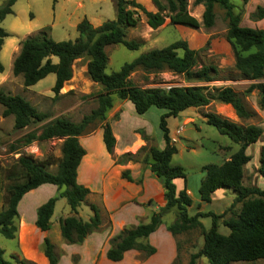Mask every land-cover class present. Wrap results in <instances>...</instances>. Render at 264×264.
I'll use <instances>...</instances> for the list:
<instances>
[{
	"label": "trees",
	"instance_id": "obj_1",
	"mask_svg": "<svg viewBox=\"0 0 264 264\" xmlns=\"http://www.w3.org/2000/svg\"><path fill=\"white\" fill-rule=\"evenodd\" d=\"M14 1L1 0L0 20L6 13L12 11L11 5ZM113 2L115 8L113 18L104 19L93 25L83 16L74 24L76 35L73 38L55 40L44 31H40L19 40V49L12 59L11 71L14 75L21 74L23 86L31 85L52 72L54 77L50 89L53 96H56L62 84L73 76L74 60L84 56L86 75L101 87L94 93L95 106L83 113L78 120L62 115L46 120L49 117L47 112L37 109L20 94L9 93L0 88L1 114L3 116L12 114V125L15 128L38 124L37 129L31 128L10 141L8 143L10 151L19 152L20 146L33 140L62 137L60 156L53 171L47 168L50 160L48 157L35 160L23 152H19L14 158L5 169L4 175L0 171V186L3 189L0 234L7 238L16 237L17 202L24 192L41 183L55 185L56 191L35 207L33 223L36 227L40 230L48 228L53 216L54 201L59 195L68 205V213L57 217L60 236L65 242H81L88 233L100 229L101 217L94 202L88 203L91 213L87 218L77 214V207L89 189L76 181V166L85 152L77 136L91 131L90 128L98 122L101 128V141L113 161L117 163L139 161L148 167L160 182L163 197V203L155 210H151L145 221L122 227L109 237V245L105 250L108 259H120L128 248H136L144 255L152 253L154 247L145 240V237L169 210L173 213V219L166 228L172 234L197 228L202 236L200 246L189 253L186 264H195L200 255L205 256L208 264H228L232 260L264 258V188L242 182L244 164L250 158L246 147L262 134V127L259 124H241L211 111L203 113L206 123L214 126L218 132L225 134L237 144L236 148L220 162H207L201 165L203 175L197 186L201 200L209 201L213 190L219 187L228 188L233 192L231 201L222 211L216 213L212 210H196L188 213L187 206L191 199L184 186L176 191L172 181L176 176L184 180L185 169L181 164L171 161L176 146L168 134L166 116H174L189 106L205 105L210 100L228 103L239 118L253 115V111L245 106L241 96L230 85L207 83L215 79L218 67L212 62L197 64V54L201 48L189 46L184 38H176L162 46L139 52L132 59L124 61L116 70L109 72L104 70L107 63V54L104 50L106 45L120 43L130 49L140 45L138 40L125 37L126 29L136 24L140 14H143L146 24L152 28L161 24L165 16L171 23L188 26H198L201 23L208 27L213 23L214 6L217 5L223 9L226 20L224 37L232 50L233 68L242 77L252 79L246 86V91L255 88L258 106L264 109L262 80L264 29L240 24L239 12L233 11L230 0H193L194 4L200 3L203 7L200 20L187 11V0H152L155 10L147 9L138 0ZM249 16L255 19L264 17V5H256L249 12ZM8 34L9 32L0 26V47L3 38ZM208 42L209 39H206L202 48L208 47ZM2 69L0 61V71ZM135 69L144 72L169 70L181 74L185 81L201 83L173 85L167 89L160 86L142 87L128 77ZM114 96L128 99L134 111L139 114L151 105L162 109L158 115L162 147L147 144L148 136L142 128H137L136 131L145 143L134 151L126 150L117 155L113 154L115 138L105 117ZM256 170L264 178V137L258 148ZM120 175L131 180L128 169L121 170ZM4 178L7 179L5 184L2 183ZM237 202L239 204L233 209ZM201 216L211 217V224L207 229L202 227L199 219ZM219 221L228 227L227 233L217 230ZM41 246L48 263L55 264L57 255L46 235L42 237ZM9 256L12 260L4 258L3 249L0 247V264H35L14 253Z\"/></svg>",
	"mask_w": 264,
	"mask_h": 264
},
{
	"label": "rangeland",
	"instance_id": "obj_2",
	"mask_svg": "<svg viewBox=\"0 0 264 264\" xmlns=\"http://www.w3.org/2000/svg\"><path fill=\"white\" fill-rule=\"evenodd\" d=\"M147 9L155 10L156 7L152 0H138ZM193 0H187V11L200 20L202 5L200 3L194 4ZM233 4V11L239 12V23L242 25L256 26L264 29V17L251 18L249 12L252 11L256 5H264V0H230ZM1 2V0H0ZM12 11L6 13L0 20V26L7 30L9 34L3 38L0 47V61L3 65L0 71V88L9 93H17L29 100L37 109L47 112L51 119L54 116L62 115L72 120H78L80 116L88 112V110L95 106L94 93L101 87L99 84L93 82L85 73L82 67V61L78 60L73 64V72L69 80L62 84L56 96L50 89L53 83V73H47L42 78L38 79L31 85L23 86L21 74H13L11 71V62L14 55L19 49V40L25 36L37 34L44 31L47 35L55 40L73 38L76 35L74 24L81 17L85 16L93 25L100 23L107 18H113L115 15V8L113 0H15L11 5ZM226 20L223 16V9L219 6H214V20L212 25L204 27L201 23L198 26H188L179 23H171L168 17L165 16L164 20L158 26L152 28L146 24L143 14L134 26L126 29V38H133L140 42V45L135 49H130L120 43L108 44L104 47L107 54V63L104 68L106 72L116 70L124 62L132 59L139 52L147 50L151 47L162 46L176 38H184L188 45L194 48H201L197 54V64L212 62L218 67V72L215 79L207 82L215 85H230L242 98L245 106L253 111V115L247 118H239L235 115L232 107L228 103L210 100L207 104L196 107V111L202 117L194 120L192 113L188 114L184 130L180 133H175V126L172 123H181V118L184 114H176L173 116H166L165 122L170 126L173 132L172 141L176 146V152L172 156V161L180 163L187 174V181L191 188H193V195H195L194 182L196 179L197 171L201 164L207 162L218 163L226 154L236 148L237 144L232 142L225 134L217 131V129L208 124L204 120L203 113L207 111L218 113L226 116L238 123H255L262 127V134L258 139L246 147V152L249 153L250 158L244 164V176L242 182L244 184H255L264 188V178L258 173L256 167L258 165V148L264 137V109H261L257 103V90L255 88L246 91V86L252 79L242 77L236 69L233 68V54L231 47L224 37ZM48 26V28H45ZM209 39L208 47H203L205 40ZM55 59V57H53ZM129 79L136 85L147 87L156 86L160 83L170 82L184 85L188 83H201V82H188L185 81L181 74L169 70L159 72H144L140 69L131 71L128 75ZM264 80V78L262 79ZM203 83V82H202ZM116 96H114L115 98ZM117 98V97H116ZM118 110L112 108L106 112V118L109 119L114 128H118L119 135L118 144L123 140H130V133L128 129L130 126L140 124V118L145 114L148 117V128L150 137L147 139V144H154L157 146L161 138V130L158 126V112L154 115V111L162 112V109L157 106H149L145 114L136 113L133 109L132 103L126 99L118 98ZM0 104V171L3 175L5 169L14 161V158L23 152L29 154L35 160L45 159L48 157L49 163L47 168L50 170L55 169V164L60 156V143L62 137H50L42 140H33L26 145L18 148L19 152L10 151L8 143L14 138L21 135L23 132L35 128L38 124L31 127L15 128L12 125V114L3 116L1 114ZM108 111V110H107ZM120 117L117 120L113 118ZM159 115V114H158ZM178 122V123H177ZM40 124V123H39ZM99 123L95 122L91 131L87 129L88 134L98 127ZM137 129V128H136ZM135 129V130H136ZM219 144L222 147L219 148ZM84 145V144H83ZM87 149L94 155H102V151L98 145L95 137L89 138L85 141ZM163 146V145H162ZM161 146V147H162ZM130 151V150H128ZM134 151V150H133ZM114 154V153H113ZM195 178V179H194ZM198 178V177H197ZM1 180V179H0ZM7 179L4 178L2 183L5 184ZM197 182V181H196ZM193 183V184H192ZM45 185H51L46 184ZM56 191V188H55ZM231 191V190H229ZM229 193V192H227ZM230 192L229 194H231ZM53 194V192H52ZM3 189L0 186V201L2 200ZM48 197L46 192L38 190L29 191L22 194L20 202L18 201L17 212L19 216H26L30 211L33 213L34 206L42 202ZM95 204H98L100 217L105 214V209L101 205L99 199L93 197ZM226 200V199H225ZM227 201V200H226ZM231 198L227 202L222 200L202 201L201 210H212L216 213L223 210ZM88 200L84 199L78 205L77 214L87 217L91 213L88 207ZM239 203H235L233 209H236ZM196 207L188 209V213H193ZM68 210V205L63 197L57 196L54 201L53 215L65 214ZM167 211L161 216V222L172 221L173 213ZM229 214V211L227 212ZM172 215V217H171ZM104 218V216H103ZM202 227L207 229L211 224L210 216L199 217ZM18 224V222H17ZM107 222L106 225L107 226ZM217 230L221 233H227L228 227L220 221L217 224ZM177 243L179 245L178 253L172 264H186L189 253L195 251L201 244L202 236L197 228H192L179 234ZM13 239L4 237L0 234V247L13 245ZM7 246V247H8ZM10 254L5 251L3 256L6 259L12 260ZM19 256V255H18ZM71 260L76 258V254L69 257ZM61 263H65L64 259ZM195 264H208L204 255H200L195 260ZM228 264H264V258H256L253 260H232Z\"/></svg>",
	"mask_w": 264,
	"mask_h": 264
},
{
	"label": "crops",
	"instance_id": "obj_3",
	"mask_svg": "<svg viewBox=\"0 0 264 264\" xmlns=\"http://www.w3.org/2000/svg\"><path fill=\"white\" fill-rule=\"evenodd\" d=\"M78 60H81V58L74 60V63ZM84 63L85 59L81 64L83 70L85 65ZM122 100H124V104H127L126 99ZM119 102L118 98H113L112 105L108 109L107 113L110 109L115 107V109L118 110ZM129 106L130 105H128V107ZM195 108V106H189L178 112L180 115L183 113L186 117L181 118V123L177 122V126L176 122L172 123L175 126L174 132L179 125H182V128L178 133L184 130V126L186 125L185 123L188 118L190 120V116L188 117L189 113L193 114L192 118L194 120L202 117L197 113ZM120 112L121 111L118 112L117 118H113L114 120L119 119ZM156 112L159 114V111L156 110L153 112L154 115ZM140 114L144 115L145 111ZM158 114L156 115L158 116ZM173 117H175V115ZM106 120L108 121L112 134L115 138L112 152L116 155L126 150L133 151L141 144L145 143L140 134L135 130L136 128H142L148 138L151 136L148 128V117L146 114L144 117L140 118V124L130 126L128 129L131 135L129 142L127 140H123L120 144H118L119 135L117 134L119 129L114 128L110 122L111 119H109V116ZM166 126L168 128L170 138H175L173 137V132L171 131L167 120ZM91 137H95L97 139L98 145L102 151L101 156L94 155L87 149L85 141ZM77 138L79 143L84 147L85 152L76 166V181L87 186L89 189V192L86 194L84 199L88 200V202H92L95 201L93 197H96L105 209V214L101 215V223L99 225L100 229L88 233L81 242L67 243L60 236L59 225L57 222V217L59 215L55 214L52 216L51 223L45 230H40L34 225L33 220L35 217V207L41 203L39 202L34 206V210L31 215V211L26 216H19L18 213L16 237L11 238L14 240L13 245L1 247L3 252L7 251L9 254L14 253L17 256L19 255L34 262L35 264H49L41 246L42 237L46 235L52 243V248L57 255L55 264H172L176 258L179 248L176 236L184 231L172 234L166 228V225L169 222L162 223V220L145 237V240L154 247V251L152 253L144 255L142 251L136 248H128L123 252L122 257L118 260H110L105 256V250L109 245L108 239L111 235L117 233L122 227L136 224L139 221H145L150 211L155 210L163 203L162 187L157 178L152 175L149 168L142 165L139 161H126L123 163L114 162L110 154L103 146L101 141V128L99 126L94 128L93 131L88 134H79ZM162 145L163 140L161 139L158 141L157 146L161 147ZM220 147H222L221 144H219V148ZM228 155L229 152L223 154V157H227ZM201 165L197 171V180H195L194 184L192 183L194 185L195 195L192 194L193 188H191L188 184L186 173L184 180L180 176H176L172 179L175 190L177 191L184 186L186 193L191 199L190 204L187 206V212L188 209H192L194 207H196L194 211L201 210V202L204 201L199 198L197 192L199 179L203 175ZM123 169H128L131 180H128L120 175V171ZM39 188L41 192H46V195L48 196L54 195L55 193V185H45V183H41L27 192L38 190ZM229 190L230 189L228 188L222 187L216 188L211 193L209 201L222 200L223 203L227 202L228 199L233 196V192ZM227 192L232 193L229 194ZM1 205L2 200L0 201V208ZM18 206L17 202V207ZM67 213L68 210L65 214L61 215H66ZM82 218H84V216ZM106 222L108 223L107 226H105ZM73 254H76V258L71 260L69 257ZM63 259L65 263H61V260Z\"/></svg>",
	"mask_w": 264,
	"mask_h": 264
},
{
	"label": "built area",
	"instance_id": "obj_4",
	"mask_svg": "<svg viewBox=\"0 0 264 264\" xmlns=\"http://www.w3.org/2000/svg\"><path fill=\"white\" fill-rule=\"evenodd\" d=\"M173 85H179L177 83H170V82H164V83H160L159 85H156V86H160V87H163L165 89L169 88L170 86H173ZM182 128V125H179L176 129H175V133L179 132ZM174 139V138H172Z\"/></svg>",
	"mask_w": 264,
	"mask_h": 264
},
{
	"label": "water",
	"instance_id": "obj_5",
	"mask_svg": "<svg viewBox=\"0 0 264 264\" xmlns=\"http://www.w3.org/2000/svg\"><path fill=\"white\" fill-rule=\"evenodd\" d=\"M57 196H59V195H57Z\"/></svg>",
	"mask_w": 264,
	"mask_h": 264
}]
</instances>
